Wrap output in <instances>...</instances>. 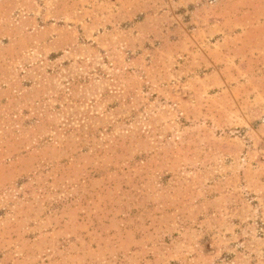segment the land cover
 <instances>
[{"label":"rangeland","instance_id":"374dc122","mask_svg":"<svg viewBox=\"0 0 264 264\" xmlns=\"http://www.w3.org/2000/svg\"><path fill=\"white\" fill-rule=\"evenodd\" d=\"M0 264H264V0H0Z\"/></svg>","mask_w":264,"mask_h":264}]
</instances>
